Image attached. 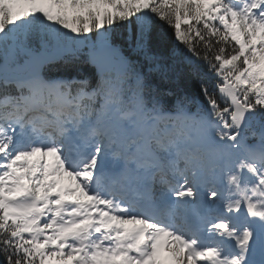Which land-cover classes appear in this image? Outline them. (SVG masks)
<instances>
[{
    "label": "snow or ice",
    "instance_id": "snow-or-ice-1",
    "mask_svg": "<svg viewBox=\"0 0 264 264\" xmlns=\"http://www.w3.org/2000/svg\"><path fill=\"white\" fill-rule=\"evenodd\" d=\"M0 264H264V0H0Z\"/></svg>",
    "mask_w": 264,
    "mask_h": 264
},
{
    "label": "trees",
    "instance_id": "trees-1",
    "mask_svg": "<svg viewBox=\"0 0 264 264\" xmlns=\"http://www.w3.org/2000/svg\"><path fill=\"white\" fill-rule=\"evenodd\" d=\"M119 35L117 34L118 41L122 40L123 34ZM59 69H62L63 71L70 73L72 70L75 71H84L85 73L89 72L90 75L94 74L95 70L94 67L88 63H79L77 65H64L62 62H58V64L52 68V72H58ZM148 71L147 67H145V72ZM149 79L153 82L155 86H157L162 92L163 91H171L175 93L176 95H184L189 94L192 95L197 90V85L195 81H189L186 77L183 75H176L171 76L168 79H163L158 73H150ZM165 104L170 105L173 101L172 97H165Z\"/></svg>",
    "mask_w": 264,
    "mask_h": 264
}]
</instances>
